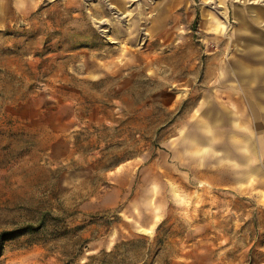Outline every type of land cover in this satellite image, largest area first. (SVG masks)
<instances>
[{
    "label": "rangeland",
    "instance_id": "1",
    "mask_svg": "<svg viewBox=\"0 0 264 264\" xmlns=\"http://www.w3.org/2000/svg\"><path fill=\"white\" fill-rule=\"evenodd\" d=\"M259 4L0 0V264H264Z\"/></svg>",
    "mask_w": 264,
    "mask_h": 264
},
{
    "label": "crops",
    "instance_id": "2",
    "mask_svg": "<svg viewBox=\"0 0 264 264\" xmlns=\"http://www.w3.org/2000/svg\"><path fill=\"white\" fill-rule=\"evenodd\" d=\"M259 1H260V4H259V6L256 7V9H254V7H251V8H252L253 11L254 10L257 11V13L255 14V19L258 21V23L264 24V0H259ZM218 3L219 4L221 3V5H222L223 2L219 1ZM243 17L244 16L242 15L241 11L240 12L239 11L236 12L235 18L237 20H239L240 23L244 22ZM251 56L254 57L253 55H251ZM245 74L248 75V78H249V75L250 76L252 75L250 72H248V73L245 72ZM258 76H259V82H260V80H262L260 77L264 76V73H259ZM249 79H247V83L246 84H257L258 83V84L261 85V83L255 82V81H254V83H251V82L249 83ZM262 85H264V84H262ZM259 92H260V94L258 95L259 96L258 100L260 102L257 105V108H258L257 111L259 112L258 113L259 115L257 117L259 119H258V127H256V126L253 127V128H256L255 130H253L251 132V130L249 129L250 127L248 128L247 126L243 125L242 131L243 132L244 131L247 132L248 136L245 137V135H243L241 142H235L234 139H233V135H234V132H236V131H234V129H237L236 128L237 127V122L231 120V118H230V119H228L229 126H230V130L228 132L230 134L229 133L227 134V138H226L227 139V144L225 145L226 148L224 146L220 145V144L218 146V144H217L218 139L216 137L209 136V139L210 138L213 139V142H214L213 145L214 144L216 145V147H214V152L215 153H220L219 151H222L220 154L225 156V160H226V158H229V161L235 162L233 157H232L234 154H237V156H240L241 158H243L242 162H241V159L239 160L241 163H239V161H237V163L235 162V164H237V166L239 167L238 169H236L237 171L241 170L243 168H244V170H247V169L250 170V168H251L253 171H258V169H260L261 167L264 168V94H261V91H259ZM248 110H250V109H248ZM252 112H253V110H252ZM248 113H249V111H248ZM207 129L208 128L205 127L204 131H209V129L208 130ZM258 130H259V133H258ZM250 135H251L252 138H255V139L258 140V141L256 140L257 144L255 146H254V144L250 143ZM216 139H217V141H216ZM233 141H234V143H233ZM234 144H235V146H234ZM233 146H234V148H233ZM229 149H232V151H230V153H228ZM223 152L224 153L227 152V154L229 156H226V154H223ZM252 154H254V155L257 154L258 156H260L262 158L261 159L262 163L258 164L259 167H254V162H252V166H251L250 155H252ZM236 170H235V172H236ZM232 172L234 174V171H231L230 175H232Z\"/></svg>",
    "mask_w": 264,
    "mask_h": 264
},
{
    "label": "bare ground",
    "instance_id": "3",
    "mask_svg": "<svg viewBox=\"0 0 264 264\" xmlns=\"http://www.w3.org/2000/svg\"><path fill=\"white\" fill-rule=\"evenodd\" d=\"M110 7H112V5H110ZM217 7H221V5H217ZM116 11H117L115 14V16H117L116 18L120 21H124L123 18L128 13L125 11H122V10H116ZM219 12H220V15L222 16L223 25H224L223 28L225 29L227 27V25L225 26V24H226V21L228 20V14H227L226 10H220ZM209 15H211V14H209ZM97 22H98V26L100 27V30L104 34V36L107 39H109L110 41H115L113 39V37H111V26H110V22L108 21V19H106V18L97 19ZM124 24L128 25V23L126 21H124Z\"/></svg>",
    "mask_w": 264,
    "mask_h": 264
},
{
    "label": "trees",
    "instance_id": "4",
    "mask_svg": "<svg viewBox=\"0 0 264 264\" xmlns=\"http://www.w3.org/2000/svg\"><path fill=\"white\" fill-rule=\"evenodd\" d=\"M128 243H132V240L131 241H127V242H122V243H120L121 245L120 244H116L115 248H117L118 246H124V245H126ZM84 264H87V263H84Z\"/></svg>",
    "mask_w": 264,
    "mask_h": 264
}]
</instances>
